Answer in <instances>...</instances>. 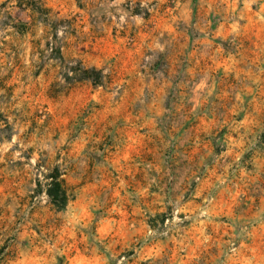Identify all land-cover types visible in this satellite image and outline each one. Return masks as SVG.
Listing matches in <instances>:
<instances>
[{
  "label": "rangeland",
  "instance_id": "1",
  "mask_svg": "<svg viewBox=\"0 0 264 264\" xmlns=\"http://www.w3.org/2000/svg\"><path fill=\"white\" fill-rule=\"evenodd\" d=\"M0 264H264V0H0Z\"/></svg>",
  "mask_w": 264,
  "mask_h": 264
},
{
  "label": "trees",
  "instance_id": "2",
  "mask_svg": "<svg viewBox=\"0 0 264 264\" xmlns=\"http://www.w3.org/2000/svg\"><path fill=\"white\" fill-rule=\"evenodd\" d=\"M63 63V55H59ZM62 78L69 84L77 82H91L99 85L103 82L104 74L101 69L96 67L84 66L81 61L64 62ZM62 172L59 166L53 167L48 173H44L43 180L38 179V186L46 193L50 203L57 209H63L67 206L69 195L65 188L64 179L61 177Z\"/></svg>",
  "mask_w": 264,
  "mask_h": 264
}]
</instances>
